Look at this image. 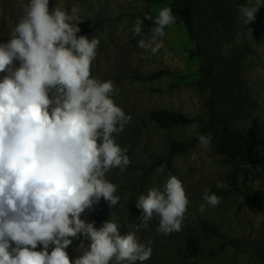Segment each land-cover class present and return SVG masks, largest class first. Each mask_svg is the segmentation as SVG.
<instances>
[{"label": "rangeland", "instance_id": "1", "mask_svg": "<svg viewBox=\"0 0 264 264\" xmlns=\"http://www.w3.org/2000/svg\"><path fill=\"white\" fill-rule=\"evenodd\" d=\"M27 2L0 0V44L9 41L11 28L19 22ZM248 3L183 0L180 16L173 11L174 0H49L50 11L58 5L71 13L72 6L78 4L79 20L73 23L85 28L101 24L95 32L77 36L99 41L91 75L113 82L115 91L111 95L115 103L131 116L124 130L113 136L138 168H113L106 173L105 178L117 187L115 195L121 198L118 205L111 207L101 198L81 214V219L94 222L99 229L115 213L121 235L135 232L138 241H152V255L143 264H264V6L254 21L240 24L238 9ZM165 7L171 8L175 23L166 27L162 48L150 55L137 46L140 37H134L130 30L137 18L155 19ZM183 16L194 26L192 35L182 22ZM152 24L144 20L145 33ZM192 36L213 65L216 107L212 114L206 108L211 91L203 81L204 62L197 56ZM19 65V61L13 62V67ZM158 70L170 73L155 80L138 79ZM6 74L0 72V80ZM162 109L210 122V146L202 149L197 141L191 151L176 154L171 167L154 165L155 157L168 155L172 142H190L201 129L199 123L159 126L149 115ZM238 127L244 128L249 153L259 164L233 166L228 152L220 147L224 129ZM162 165L165 171L157 173ZM169 175L182 182L189 200L181 230L157 234L159 217L155 214L147 229L137 230L141 210L135 207L136 200L152 187L163 190ZM205 188L220 198V204L206 206L201 214L199 205L205 203ZM210 228L223 233L226 239L211 235ZM71 239L65 251L74 264L91 242L82 235ZM82 240L84 249L80 248ZM53 248L50 246L49 252ZM36 250H43V246L38 244Z\"/></svg>", "mask_w": 264, "mask_h": 264}, {"label": "clouds", "instance_id": "2", "mask_svg": "<svg viewBox=\"0 0 264 264\" xmlns=\"http://www.w3.org/2000/svg\"><path fill=\"white\" fill-rule=\"evenodd\" d=\"M262 6L264 0L240 5L238 22L250 24ZM79 11L78 4L69 13L58 5L50 11L49 0H28L9 41L0 44V72L7 73L0 80V264H73L65 249L78 235L91 243L74 264H143L152 255L151 240L120 234L115 213L99 229L81 219L101 198L111 207L121 199L105 175L131 163L113 136L131 116L115 103L113 82L91 75L99 41L77 36ZM144 20L153 21L147 33ZM144 20L137 18L130 31L140 49L155 55L175 17L165 7ZM210 144V136L199 135L200 148ZM202 199L201 214L220 204L208 188ZM188 204L182 182L169 175L163 190L152 187L136 200L137 230L147 229L155 214L157 234L179 232Z\"/></svg>", "mask_w": 264, "mask_h": 264}, {"label": "trees", "instance_id": "3", "mask_svg": "<svg viewBox=\"0 0 264 264\" xmlns=\"http://www.w3.org/2000/svg\"><path fill=\"white\" fill-rule=\"evenodd\" d=\"M150 1L159 2L160 0H150ZM182 2L183 0H174V4H173L174 13L180 16L183 15L182 4H181ZM188 19H186L183 16L182 22L185 23L186 26H188L187 28L190 34L192 35L194 26L192 25V22ZM78 26L81 29L79 33L91 34L95 32L97 29H99L101 24L99 23L89 28H85L80 24H78ZM192 38L196 42L197 56L200 59H202V61L204 62V69L202 71L203 81H204L205 87L211 91V96L206 101V108L212 114L216 107V98L214 94L215 93V88H214L215 82L212 80L213 65L205 57L203 48L200 45V43L193 36ZM169 73L170 72L168 70H161V71L158 70V72H154L145 77H138V79L143 80V81L155 80ZM149 118L163 128H174V127H180V126H187L193 123H199L201 125L200 132L194 140L190 142L174 141L170 145V151L167 156L155 157L154 165L165 164L167 168L171 167L173 158L176 154L191 151V149L195 147L198 141L199 135L201 134L207 135L211 127V123L205 121L203 118H200V117L192 118L180 112L166 110V109L152 111L149 115ZM219 121H221V123L224 124V120H219ZM220 147L228 152L230 163L233 166H236V164H259L260 163L259 160L253 158L251 154L249 153V150L247 148V136H246L244 128L238 127V128L224 129L223 134L220 139ZM127 167L131 169L138 168L137 165L132 164V163H130ZM208 230L211 235L217 236L221 239H226L223 233L215 230L214 228H210Z\"/></svg>", "mask_w": 264, "mask_h": 264}]
</instances>
